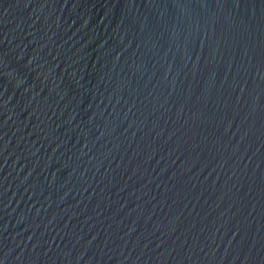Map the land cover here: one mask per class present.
I'll list each match as a JSON object with an SVG mask.
<instances>
[{
    "label": "water",
    "instance_id": "95a60500",
    "mask_svg": "<svg viewBox=\"0 0 264 264\" xmlns=\"http://www.w3.org/2000/svg\"><path fill=\"white\" fill-rule=\"evenodd\" d=\"M0 264H264V0H0Z\"/></svg>",
    "mask_w": 264,
    "mask_h": 264
}]
</instances>
